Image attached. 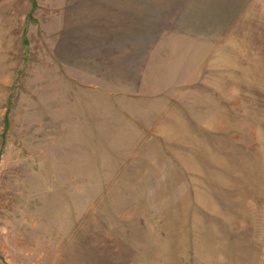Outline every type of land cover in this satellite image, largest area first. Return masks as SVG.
<instances>
[{"label": "rangeland", "instance_id": "rangeland-1", "mask_svg": "<svg viewBox=\"0 0 264 264\" xmlns=\"http://www.w3.org/2000/svg\"><path fill=\"white\" fill-rule=\"evenodd\" d=\"M0 264H264V0H0Z\"/></svg>", "mask_w": 264, "mask_h": 264}]
</instances>
